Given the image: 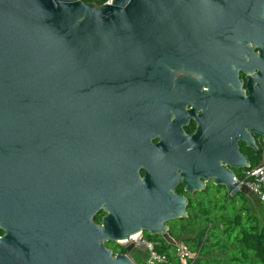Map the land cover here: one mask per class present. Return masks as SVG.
<instances>
[{"label": "water", "instance_id": "95a60500", "mask_svg": "<svg viewBox=\"0 0 264 264\" xmlns=\"http://www.w3.org/2000/svg\"><path fill=\"white\" fill-rule=\"evenodd\" d=\"M244 31L264 35V0H0V264H133L106 242L166 234V222L187 218L172 190L180 178L187 192L202 189L193 170L150 180L129 163L111 171L108 137L136 135L153 89L189 50ZM238 139L258 152L252 136ZM229 164L250 167L242 154ZM216 175L227 195L249 192ZM72 192L67 224L60 200ZM113 195L127 204L99 227L94 202Z\"/></svg>", "mask_w": 264, "mask_h": 264}, {"label": "flooded vegetation", "instance_id": "af4514ba", "mask_svg": "<svg viewBox=\"0 0 264 264\" xmlns=\"http://www.w3.org/2000/svg\"><path fill=\"white\" fill-rule=\"evenodd\" d=\"M170 73L171 78L153 89L150 118L141 115L136 135L121 142L108 137L110 170L129 163L141 180L169 175L172 170L178 174L193 170V176L204 187L187 192L180 178L173 193L187 199L188 216L189 209L202 212L203 208H215L218 212L223 199L234 202L240 195L229 196L224 186L216 185V173L225 170L236 182L243 171L231 167L229 159L242 154L251 166L252 155L264 146L263 139L256 135L260 129L257 123L264 120V35L244 31L221 42L220 48H193ZM241 134L255 138L258 152L238 139ZM74 197L72 192L60 200L61 220L67 224L75 220L78 202ZM94 203L97 209L91 221L104 227L112 210L121 212L127 200L113 195ZM177 221L164 224L166 234H139L151 243L170 245L176 240ZM132 238L108 241L106 247L114 255H130L138 248ZM132 245L133 250L128 252Z\"/></svg>", "mask_w": 264, "mask_h": 264}, {"label": "trees", "instance_id": "16d2710c", "mask_svg": "<svg viewBox=\"0 0 264 264\" xmlns=\"http://www.w3.org/2000/svg\"><path fill=\"white\" fill-rule=\"evenodd\" d=\"M82 1L97 5L107 2ZM260 152L252 155L251 168L260 165ZM243 174L244 170L239 178ZM247 202L246 195L240 194L234 202L223 199L218 212L215 208H203L202 212L189 209L188 218L176 222L175 238L181 239L196 254L188 264H264V225L247 207ZM157 251L167 256L166 264H181L172 245L164 244Z\"/></svg>", "mask_w": 264, "mask_h": 264}, {"label": "built area", "instance_id": "2783aa9c", "mask_svg": "<svg viewBox=\"0 0 264 264\" xmlns=\"http://www.w3.org/2000/svg\"><path fill=\"white\" fill-rule=\"evenodd\" d=\"M112 1L107 0L106 3H112ZM236 182L240 183L241 186H246L251 194L257 196L259 203L264 209V146L260 152V165L255 168L249 167L245 169L242 178L236 179ZM132 239L140 250L146 251L149 255L148 264H166L168 262L167 256L157 251V247L163 245L151 243L140 234L137 235V238L133 236ZM170 245L174 247V254L181 264H188L190 260L196 258V254L192 253L183 242L175 240Z\"/></svg>", "mask_w": 264, "mask_h": 264}, {"label": "rangeland", "instance_id": "374dc122", "mask_svg": "<svg viewBox=\"0 0 264 264\" xmlns=\"http://www.w3.org/2000/svg\"><path fill=\"white\" fill-rule=\"evenodd\" d=\"M252 194L248 192L246 194V197L248 199L247 206L250 207L253 213L257 214L260 221H262V224L264 225V209L262 208L261 204L258 203L257 199H253L251 196ZM176 241L179 242L181 239L176 238ZM133 263L135 264H148L149 255L146 251L143 250H135L134 253L129 255Z\"/></svg>", "mask_w": 264, "mask_h": 264}, {"label": "crops", "instance_id": "0c3cea01", "mask_svg": "<svg viewBox=\"0 0 264 264\" xmlns=\"http://www.w3.org/2000/svg\"><path fill=\"white\" fill-rule=\"evenodd\" d=\"M251 196L253 197V199H255V198H256V199H257V201H258V203H259V200H258L257 196H255V195H253V194H252ZM247 207H248V206H247ZM249 208H250V207H249ZM254 214H255V213H254ZM256 215H257V214H256ZM261 224H262V221H261ZM262 225H263V224H262Z\"/></svg>", "mask_w": 264, "mask_h": 264}, {"label": "bare ground", "instance_id": "6f19581e", "mask_svg": "<svg viewBox=\"0 0 264 264\" xmlns=\"http://www.w3.org/2000/svg\"><path fill=\"white\" fill-rule=\"evenodd\" d=\"M134 238H137V235H135Z\"/></svg>", "mask_w": 264, "mask_h": 264}]
</instances>
